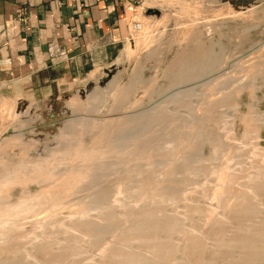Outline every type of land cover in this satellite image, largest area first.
Masks as SVG:
<instances>
[{
	"label": "bare ground",
	"instance_id": "6f19581e",
	"mask_svg": "<svg viewBox=\"0 0 264 264\" xmlns=\"http://www.w3.org/2000/svg\"><path fill=\"white\" fill-rule=\"evenodd\" d=\"M154 1L146 0L144 5L150 7ZM146 29L148 27L143 28V32ZM142 34L138 39L139 42H144L147 32ZM201 47L195 45L190 52L177 57L176 62L168 67L167 71L172 77L170 78L174 79V82H171L176 85L174 88L177 90V92L173 90L174 93L169 101L182 103L185 98L183 97L182 100L181 97L185 93L188 95L189 89L188 91H178V89L185 88L186 84H190L193 80L197 82V79L202 77L201 74L207 70V66L212 68L215 56L212 57L213 53L210 54L211 52L204 51ZM127 49L129 50V47ZM212 71L209 69L207 72ZM131 85L120 88L121 90L119 89L116 94L115 91L112 92L117 103L123 101L122 98L128 97L132 91L133 85ZM224 93L227 98L229 93ZM219 104L215 101L207 105L203 114L210 117L214 112V106ZM90 108L88 105L87 110L92 109ZM133 114L123 118L113 117L114 119L99 124L87 121L88 118L84 121H76L78 125L75 123L76 126L73 125L71 129H77L78 131L74 133H80L76 134L77 136L72 134L73 137L68 138L69 143L68 141L60 143L63 146L51 151L52 153L46 158L33 161L24 158L15 165L10 164L13 166L9 164L8 166L6 163L4 165L8 167L0 166V259H4L10 250L16 249L13 229L15 224L13 225L14 221L11 220L20 213L32 211L34 207L45 209L49 206L53 209L49 208L50 210L43 213L40 218L36 214L38 219L35 218L31 228L33 238H37L38 241L41 238L42 242H34L35 238L31 239L34 247L28 248L25 252L27 259H33L37 263H52L81 254L79 248L75 246L80 237L77 238L75 235L66 240L67 246L58 244L54 247V252L46 247V243L51 241V236L46 237L51 234L50 226L52 229L56 227L58 230H65L67 222L73 218L71 226L86 238L88 246L98 254L97 260L88 264H264V152L259 150L258 146L245 150L248 149L249 135L254 132L251 115L241 117L244 131L241 142L239 141L240 145L235 148L238 153L232 157V160H225L217 170H209L196 164V151L193 149H188L185 152L186 157L179 163H177L178 159H175V156L188 146V139H194L196 143L192 145H198L201 143L199 141L206 137L205 132H200L203 123L198 125L202 121L201 118L196 120L192 118L191 122L181 125V128L176 126V119L173 118L175 122L170 120L175 125L169 126L173 129L172 133L165 136V144L170 147L169 155L158 160L155 155L159 153L161 144H156L157 146L152 147V150L147 149V152L140 142L137 143L138 138L141 137L139 133L133 135L131 142L126 139L130 135V129L134 127L141 129L142 120H145L144 127L146 122L150 126L157 124V120L161 123L162 113L150 112V119L143 118L142 114L140 115L143 117ZM206 119L210 123V119ZM206 122L208 124V121ZM221 122L216 123L222 125ZM224 125L227 126L226 122ZM148 126L146 125V129L149 128ZM92 130L98 131V136L91 147L84 149L82 142L79 143L77 139L81 132L89 134ZM70 134L71 132L69 136ZM220 136L224 141L228 137L231 138L230 135L225 134V130H222ZM220 138L218 135L216 140L210 139V146L222 153L224 145ZM255 138L251 140L254 141ZM13 139L15 140L14 136L11 140H3L2 144L4 147L12 143L15 145L17 140L14 142ZM231 140L233 142V139ZM131 144L135 147L129 149ZM243 159L247 163L243 162ZM241 167L243 169H239ZM111 174L116 176L114 182H108L106 187L99 186L100 182L107 180ZM204 176H207L206 179L203 178ZM28 182L41 185L40 191L35 194L25 192L11 201L9 195L11 189L15 186L22 188ZM190 186L193 188L189 189ZM192 194L199 198H190ZM66 195L75 196L73 206L76 208L69 213L68 218L55 221V212L63 207L61 198ZM167 201H174L177 205L175 210L171 209L162 214L160 205ZM199 203L204 208L199 206ZM113 209H117L116 212ZM4 225L11 226V230ZM68 226L70 228V224ZM36 236L42 237L38 239ZM107 236L113 239L112 245L102 242L103 239L105 242ZM175 239L179 244L173 243ZM204 241H208V244L203 243ZM18 249L14 250V253L18 252ZM0 264L18 263L0 261Z\"/></svg>",
	"mask_w": 264,
	"mask_h": 264
},
{
	"label": "rangeland",
	"instance_id": "374dc122",
	"mask_svg": "<svg viewBox=\"0 0 264 264\" xmlns=\"http://www.w3.org/2000/svg\"><path fill=\"white\" fill-rule=\"evenodd\" d=\"M145 7V13L132 20L128 39L119 44L112 51V55L109 58L106 60L101 59V62H98L94 68L87 70L74 85L60 93L46 96V98L33 96L0 98V163L2 161L0 166L15 165V163L17 164L24 158L27 161L46 158L49 153L63 146L60 143H67L66 141L73 137L72 134L75 136L80 133H74L77 129H71L73 125L76 126V121H84L88 118L87 121L90 120L95 124H99L113 117L123 118L133 113L134 116L139 114L138 116L140 117L144 115L143 118L150 119V112L156 111L159 114L162 113V121H160L163 124L159 120H157V124L154 123L151 126L146 122V125H149V128L146 129V125L144 127L145 120H142L143 123L141 124L143 126H141V129H136V127L130 129V135L126 140H129V142L133 141V135L139 133L141 137L138 138L137 143L140 142L147 152L148 150H152L156 144H161L159 153L155 155L158 160L169 155L170 147L165 144V136L172 133L173 129L169 126L175 125L174 123L172 124V122H175L173 118L176 119V126L178 128H181V125L185 123L191 122L192 118L194 120L201 118V123H198V125L203 123L200 132H205L206 135L203 140L201 139L202 141H199L201 143L198 145H192L196 141L188 139V146L184 147V151L182 150L181 153L175 156V159H178L177 163L186 157L185 152L188 149L196 151V164L209 170H217L218 166L222 165L225 160H232V157L238 153V151H235V148L240 145V139L244 131L241 117L248 115H251L252 125L254 124L252 127H254L255 133L252 132L249 135V140H247L248 149L245 150L252 149L253 146V148H257L258 146L259 150L264 152V0H155L152 6ZM134 22L140 24V30L132 34L131 26ZM145 27H148L144 31L147 32L144 40L145 43L139 42L138 39L142 37V33H144L143 28ZM195 45L200 47L202 45L203 47L201 48L204 51L211 52L210 54L213 53L212 57L215 56L213 57L214 63L211 65L213 69L207 66L205 72L209 71V69L213 71L201 74L202 77L197 79V82L201 84L193 80L195 82L192 81L190 84H186L185 88L178 89V91H188L189 89V93H187L189 96L186 93L182 95V100L183 97L185 98L183 101L181 100L183 104L173 103L169 100L171 95L177 92V90L174 88L176 85L172 84L174 79H171L172 77L167 71L168 67L176 62L180 55L190 52ZM128 47L130 51L127 49ZM202 79L203 81H201ZM129 85L132 86L131 93L128 97L122 98L123 101L120 100L117 103L114 95L120 88L123 89L124 86L126 88ZM239 88L243 90L241 91ZM173 90L175 91L173 92ZM114 91L115 94H113ZM224 92L229 93L227 98ZM163 96L164 98H162ZM93 98L95 99L93 100ZM225 99H229L228 102L230 104ZM231 99L232 102H230ZM215 101L218 104L222 103V105H215L216 108L214 106L213 110L215 114L212 113L210 117H206L203 114V110L207 105ZM74 103L76 104L74 105ZM73 105L76 107L75 109ZM88 105L89 108H92H90L91 110H87ZM137 111H141V113H136ZM206 118L210 119V123ZM166 119L167 121H165ZM215 119L218 121H214ZM170 120L173 121L171 122ZM206 121H208V124ZM216 122H221L223 126L218 125L219 123L217 124ZM225 122L227 126L224 125ZM218 129L219 132L221 130V133L218 132ZM222 130H225V134L230 135L231 138L228 137L225 141L224 139L222 140L220 138ZM228 130H231V132L229 133ZM94 131H90L92 133L89 134L81 132V138L77 139L79 143L82 142L81 145L84 149L91 147L98 136V131ZM70 132L71 137L69 136ZM142 134L144 135L142 136ZM218 135L222 140V145H224L222 153L217 152V149L210 146V139L214 141ZM11 136H14L15 140L13 139V141L17 140V143L15 145L12 143L9 145L10 147L8 145L4 147L2 144L4 143L3 140H11ZM255 136L258 138H255ZM253 138H255L254 141L251 140ZM231 139H233V142ZM249 142H251L252 146ZM134 147L135 145L131 144L128 148L132 149ZM146 154L148 155V153ZM22 156L24 157L22 158ZM243 162L247 163L244 159ZM4 163L7 165H4ZM243 167L245 168V166ZM114 176L115 174H111L107 180H102L99 186L106 187L108 182H114V178H116ZM206 177L204 176L203 178L206 179ZM39 186L41 185L31 182L25 183L22 188L15 186L10 191V200H16L25 192L35 194L40 191ZM192 188L193 186L189 187V189ZM195 197L199 198L194 194L190 198ZM74 199L75 196L70 195L61 198L63 207L56 210L55 221L68 218L69 213H72L76 208L73 206ZM179 200L178 202L180 203ZM176 205L177 203L174 201L162 203L160 205V209L163 210L162 214L171 209L175 210ZM198 205L204 208L201 203ZM37 208L34 207L32 211L20 213L11 220V222L14 221L13 225L15 224L13 229L16 249L14 250L19 249L16 253H14V250H10L4 259L1 258L0 261H5V263L14 261V263L18 264H41L33 259H27L28 257H26L25 252L28 248L33 249L34 247L31 244V239L35 237L33 238L31 234V228L35 218L42 217L45 212L53 208L49 206H46L45 209ZM36 214H38V217ZM71 219L70 222H67L65 230L54 228L53 226L56 223L52 226L53 229L50 226L49 232L51 234L46 237L51 236V241L46 243V247L48 250L51 249L50 251L54 252V247H57L58 244L67 246L66 240L70 236L75 235L77 238L80 237L75 246L79 248L81 254L44 264H88L90 261L95 262L97 260V252L89 247L85 241L86 238L82 237L71 226V223L74 221L73 218ZM44 225L45 223L42 224V226ZM5 226L11 230V226ZM47 229L49 228L47 227ZM190 233L192 232L190 231ZM36 237L39 239L42 236ZM36 239L34 242H42L41 238L39 241ZM110 239L107 236L105 237V242L104 239L102 242L106 245H112L114 241L112 238ZM174 241L175 245L179 244V242L176 243V239ZM203 243L208 244V241H204Z\"/></svg>",
	"mask_w": 264,
	"mask_h": 264
},
{
	"label": "crops",
	"instance_id": "0c3cea01",
	"mask_svg": "<svg viewBox=\"0 0 264 264\" xmlns=\"http://www.w3.org/2000/svg\"><path fill=\"white\" fill-rule=\"evenodd\" d=\"M146 0H0V98H46L128 39Z\"/></svg>",
	"mask_w": 264,
	"mask_h": 264
},
{
	"label": "built area",
	"instance_id": "2783aa9c",
	"mask_svg": "<svg viewBox=\"0 0 264 264\" xmlns=\"http://www.w3.org/2000/svg\"><path fill=\"white\" fill-rule=\"evenodd\" d=\"M140 30V24L137 22H134L131 26V33L135 34L136 32H138Z\"/></svg>",
	"mask_w": 264,
	"mask_h": 264
}]
</instances>
